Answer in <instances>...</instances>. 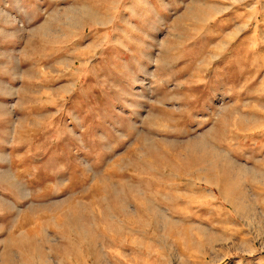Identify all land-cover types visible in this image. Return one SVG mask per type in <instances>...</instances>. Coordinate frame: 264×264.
Segmentation results:
<instances>
[{"label": "rangeland", "instance_id": "1", "mask_svg": "<svg viewBox=\"0 0 264 264\" xmlns=\"http://www.w3.org/2000/svg\"><path fill=\"white\" fill-rule=\"evenodd\" d=\"M0 264H264V0H0Z\"/></svg>", "mask_w": 264, "mask_h": 264}, {"label": "bare ground", "instance_id": "2", "mask_svg": "<svg viewBox=\"0 0 264 264\" xmlns=\"http://www.w3.org/2000/svg\"><path fill=\"white\" fill-rule=\"evenodd\" d=\"M209 10L207 9V7H205L204 9H203V12H204V15H207V13L206 12H208ZM193 16H194V14H193ZM193 16H190L191 18L193 17ZM194 18V20H197V17L195 18V17H193ZM198 21V20H197Z\"/></svg>", "mask_w": 264, "mask_h": 264}]
</instances>
